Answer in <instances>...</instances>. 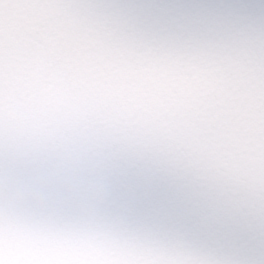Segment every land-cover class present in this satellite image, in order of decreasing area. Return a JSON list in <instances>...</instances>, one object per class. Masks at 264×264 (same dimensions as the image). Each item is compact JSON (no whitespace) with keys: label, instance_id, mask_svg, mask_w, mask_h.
<instances>
[{"label":"clouds","instance_id":"9594fccd","mask_svg":"<svg viewBox=\"0 0 264 264\" xmlns=\"http://www.w3.org/2000/svg\"><path fill=\"white\" fill-rule=\"evenodd\" d=\"M0 264H264V0H0Z\"/></svg>","mask_w":264,"mask_h":264}]
</instances>
